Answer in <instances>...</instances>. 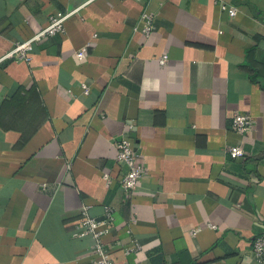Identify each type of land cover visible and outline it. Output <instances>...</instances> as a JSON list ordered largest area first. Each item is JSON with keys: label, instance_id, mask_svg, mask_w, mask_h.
Segmentation results:
<instances>
[{"label": "crops", "instance_id": "0c3cea01", "mask_svg": "<svg viewBox=\"0 0 264 264\" xmlns=\"http://www.w3.org/2000/svg\"><path fill=\"white\" fill-rule=\"evenodd\" d=\"M53 16H66L63 32L28 63L4 58ZM263 36L264 0H0V264H92L77 228L107 207L113 264H258ZM235 112L252 118L248 134L232 130ZM123 136L144 170L131 196Z\"/></svg>", "mask_w": 264, "mask_h": 264}, {"label": "built area", "instance_id": "2783aa9c", "mask_svg": "<svg viewBox=\"0 0 264 264\" xmlns=\"http://www.w3.org/2000/svg\"><path fill=\"white\" fill-rule=\"evenodd\" d=\"M219 6L221 10L226 12L229 16L235 17L237 15V10L235 8L227 7L223 4H219ZM65 19L66 16L50 17L48 24L44 29L28 40L16 43L14 48L4 58H16V60L28 63L31 60L29 55L32 52L33 45L47 36L62 33ZM152 29V17L150 14L145 13L141 19L140 32L145 37H148ZM75 58L79 61L86 59V49L76 51ZM158 63L161 66L166 65L167 56H163L159 59ZM80 87L82 94L87 96L89 94V87L86 84H81ZM252 125L253 120L250 116L238 112L233 113L231 127L235 133L246 135L251 131ZM115 149L117 150V163L126 168L122 178L119 180V187L126 193V195L131 196L144 178L143 167L136 162L138 156L128 138L124 136L119 138L115 142ZM228 154L232 159H241L244 157V151L239 146L229 147ZM102 177L106 183L111 184L112 181L108 175L104 174ZM82 216L83 218L78 225L76 235L78 237H90L93 239L90 251L91 263L113 264L110 259L109 250L104 242V237L109 232V227L113 221V210L110 207L105 208L102 220L90 217L86 210L83 211ZM209 226L214 228V226ZM141 248L142 246L134 241L132 248L128 252H136L141 250ZM250 253L256 263L264 264V233L254 238Z\"/></svg>", "mask_w": 264, "mask_h": 264}]
</instances>
